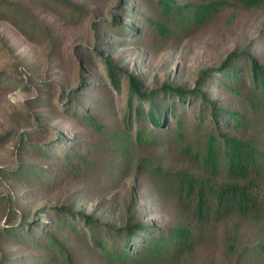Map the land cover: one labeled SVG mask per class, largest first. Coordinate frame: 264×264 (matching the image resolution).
Returning <instances> with one entry per match:
<instances>
[{
    "label": "rangeland",
    "instance_id": "obj_1",
    "mask_svg": "<svg viewBox=\"0 0 264 264\" xmlns=\"http://www.w3.org/2000/svg\"><path fill=\"white\" fill-rule=\"evenodd\" d=\"M9 1L25 5L49 34L36 40L0 20V264H153L115 260L94 245L90 231L73 230L55 210L92 216L115 230L129 221L153 224L156 231L193 221V204L181 201L163 174L186 170L201 176L185 150L201 151L204 137L168 134L155 145L140 144L126 122L125 74L141 76L147 89H193L202 71L218 68L233 51L249 52L264 64V8H228L202 26L161 37L150 24L162 19L158 0H69L88 12L79 23L36 0ZM115 16L120 27L113 31ZM94 23L102 54L122 71L120 91L94 52ZM209 93L238 108L219 88ZM85 110L94 123L82 117ZM256 132L261 135L262 128ZM77 154L85 161L79 163ZM21 173L23 181L13 177ZM21 223L34 224L33 231L41 224L43 233L34 231L32 239L5 233ZM263 235L264 221L222 222L199 237L190 255L170 264H246Z\"/></svg>",
    "mask_w": 264,
    "mask_h": 264
},
{
    "label": "trees",
    "instance_id": "obj_2",
    "mask_svg": "<svg viewBox=\"0 0 264 264\" xmlns=\"http://www.w3.org/2000/svg\"><path fill=\"white\" fill-rule=\"evenodd\" d=\"M36 1L72 23L81 22L88 13L84 7L69 0ZM157 6L162 19L151 20L150 24L161 37H169L178 28L202 26L228 8L262 9L264 0H189L184 3L158 0ZM0 20L13 23L24 35L30 38L32 35L36 40L42 38L44 33L49 34L42 23L32 17L30 10L19 2L0 0ZM109 26L113 31L120 27L116 16ZM93 29L94 52L102 59L113 87L120 91L122 71L112 59L102 54L101 36L95 23ZM130 29L131 32L138 31L134 27ZM259 37L264 42V27ZM56 41L52 40L54 44ZM248 69L249 76L246 74ZM125 78L128 81L126 122L131 132L135 131V139L140 144L155 145L160 136L168 134L182 139L198 132L204 137L205 145L201 151L192 154L188 147L185 150L202 173L201 176L186 170L166 171L163 174L178 198L184 203L193 204V221L156 231L153 224H134L130 221L123 228L115 230L106 225L100 226L92 216L72 211L63 213V210H55L56 218L68 221L73 230L81 226L87 233L90 231L94 245L115 260L153 264H170L190 255L199 237L216 224L236 218L264 221V64L249 52L233 51L218 68L202 71L193 89L170 84H164L160 89H147L144 79L138 74H125ZM81 82H84L83 73ZM214 87L238 102V108H232L211 96L209 91ZM189 109L195 114L191 119ZM82 117L94 123L93 116L86 110L82 112ZM258 128H262L261 135L256 132ZM226 129L235 131V134L224 132ZM124 136L128 137L127 134ZM3 139L0 136V142ZM44 153L47 155L49 151ZM77 155L79 163L85 161L81 155ZM65 160L68 162L69 156H65ZM16 173L12 171V175ZM29 176L36 178L35 171ZM13 177L23 181L26 174ZM33 225L21 223L8 226L5 233L11 237L27 236L32 239L34 231L43 233L41 224L36 225L34 231L29 228ZM230 245L233 249L234 244ZM246 264H264V235L248 256Z\"/></svg>",
    "mask_w": 264,
    "mask_h": 264
}]
</instances>
